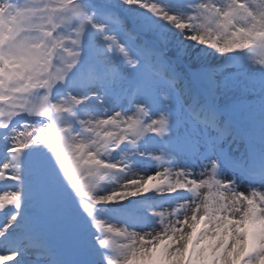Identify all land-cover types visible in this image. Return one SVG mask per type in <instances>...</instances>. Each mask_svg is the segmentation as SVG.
<instances>
[{"label": "snow or ice", "instance_id": "1", "mask_svg": "<svg viewBox=\"0 0 264 264\" xmlns=\"http://www.w3.org/2000/svg\"><path fill=\"white\" fill-rule=\"evenodd\" d=\"M218 58L259 68L258 124ZM36 201L81 257L49 264H264V0H0V264L47 254Z\"/></svg>", "mask_w": 264, "mask_h": 264}, {"label": "rangeland", "instance_id": "2", "mask_svg": "<svg viewBox=\"0 0 264 264\" xmlns=\"http://www.w3.org/2000/svg\"><path fill=\"white\" fill-rule=\"evenodd\" d=\"M108 2L115 4L116 0H108ZM121 39H125V42H127L126 37L123 35H121ZM149 39H151V37H149ZM208 63H219L221 65V67L217 69V80L220 82V91L217 93V97L220 98L223 96V98L230 102L237 103L238 106L242 108L248 110L249 108L251 109L252 106L249 107L248 105L251 100L248 98L251 88L245 89L244 81L258 83L259 77H255L253 67L240 68L239 66H234L231 61H227L224 58H218L216 61H208ZM176 71L179 74L176 81L179 86L188 90L191 84L192 90H204V86L201 83L195 80L190 82L189 80V77H194L200 69L182 61L177 65ZM178 91L179 88H177V92ZM121 103L124 104V107H128L124 95H121L119 99H116L117 105ZM249 115L251 119L254 120L252 111H249ZM243 149L244 145L241 141H237L232 147L233 153L237 155L242 153ZM179 163H188L193 168V176L197 178L195 172L199 168L198 161H192L191 158L185 154V159H181ZM136 170H146L148 172L153 171L152 167H147L145 169L144 163L138 165ZM226 175L230 176L231 173H226ZM236 180L239 190L246 191L245 185L248 182L246 180H241L239 176L236 177ZM30 208L31 211L29 213L28 223L25 228L17 233V235L22 237L26 242H34L37 248L42 247L47 249V254L37 257L36 249L25 252L22 257L23 264H37L38 259L40 264H49V262L55 260L80 259L81 257L79 253L68 245L64 228L57 215L55 206L42 204L40 201H36L30 206ZM2 222L3 220L0 219V223ZM4 264H14V261H7L4 262Z\"/></svg>", "mask_w": 264, "mask_h": 264}, {"label": "bare ground", "instance_id": "3", "mask_svg": "<svg viewBox=\"0 0 264 264\" xmlns=\"http://www.w3.org/2000/svg\"><path fill=\"white\" fill-rule=\"evenodd\" d=\"M254 69V73L258 72L259 69L257 67H253ZM255 77H258L257 75H255ZM258 90V89H257ZM249 107L252 106V108H249V111H252V114L254 115V120L257 122L258 124V119H259V107H258V101L257 100H250V103L248 104ZM195 178V177H194Z\"/></svg>", "mask_w": 264, "mask_h": 264}]
</instances>
